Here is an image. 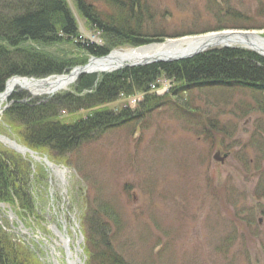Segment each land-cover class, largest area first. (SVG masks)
<instances>
[{
  "label": "rangeland",
  "instance_id": "374dc122",
  "mask_svg": "<svg viewBox=\"0 0 264 264\" xmlns=\"http://www.w3.org/2000/svg\"><path fill=\"white\" fill-rule=\"evenodd\" d=\"M66 2L79 32L71 40L62 34L49 45L64 67L42 75L10 73L3 91L13 76L68 73L114 49L206 33L214 38L225 30H259L264 35V0ZM84 43L107 51L88 50ZM230 44L264 56L256 46ZM226 45L205 42L181 59ZM137 64L86 71L67 88L43 95L16 87V96L10 95L6 104L81 95L86 92L77 90L82 74H94L95 87L105 73ZM231 83H189L179 93L172 90L178 85L175 78L161 74L148 97L143 91L118 92L117 98L94 106L113 115L131 112L80 131L73 147L60 149L53 141L62 132L55 126L41 134L37 129L35 140L44 143L33 146L19 117H8L4 108L0 133L29 149L17 150L0 139V235L34 264H52V253L65 252L58 230L72 246H80L85 264H104L110 260L108 253L122 255L129 264H264V89ZM59 99L49 105L66 123L91 111L69 113ZM33 150L68 172L57 176L52 167L34 159Z\"/></svg>",
  "mask_w": 264,
  "mask_h": 264
},
{
  "label": "trees",
  "instance_id": "16d2710c",
  "mask_svg": "<svg viewBox=\"0 0 264 264\" xmlns=\"http://www.w3.org/2000/svg\"><path fill=\"white\" fill-rule=\"evenodd\" d=\"M71 17L66 0H0V91L3 89L5 78L10 73L42 75L64 67L56 60L59 57L49 45H52L62 34L70 40L72 35L78 34L75 21ZM35 42L41 45L40 48L35 47ZM85 47L97 53L107 51L105 47L95 43L85 44ZM27 57H31V62ZM161 74L175 78L178 85L172 90L179 93L181 90L182 92L188 90L189 83L203 86L217 82L228 85L233 82L231 85L235 83L251 85L263 90L264 56L239 46L215 47L185 59L126 66L105 73L100 76L95 87L92 86L96 76L92 73H84L79 78L77 88L78 91L85 89L86 92L83 94L66 93L64 97L56 96L45 103H39L36 99L16 100L6 108V115L9 117L15 114L19 117L18 122L24 126L27 140L33 146L43 145L44 140H35L43 132L41 130L49 128L53 130L55 126L56 131L62 132L53 141L56 144L55 148L73 147V143L80 139L78 138L80 131H86L88 127L91 130L97 129L102 125L105 126L113 117L119 118L131 112L130 109H124L113 115L108 108L97 109L94 106L113 100L114 96L117 98L118 92L134 94L143 91L148 97L152 84L157 82ZM15 96L14 93L13 97ZM59 97L62 99L60 104L64 105L69 113L77 112L82 108H90L91 111L85 118L83 116L66 123L63 119H59L58 113L52 112L53 107L49 105L52 100H60ZM73 97L77 100L73 101ZM99 116L104 118L100 119ZM37 129L39 134L36 132ZM63 144L64 146L60 147ZM1 163L6 167L8 161L3 160ZM10 184L12 185V181ZM95 227L98 231L97 225ZM2 236L4 237L5 234L0 235V264H34L23 253L18 252L19 250L13 246L8 237ZM107 240L110 247V240ZM108 254L110 260L103 259L106 262L104 264H117L118 259L122 264H129L125 261L123 263L122 255Z\"/></svg>",
  "mask_w": 264,
  "mask_h": 264
},
{
  "label": "bare ground",
  "instance_id": "6f19581e",
  "mask_svg": "<svg viewBox=\"0 0 264 264\" xmlns=\"http://www.w3.org/2000/svg\"><path fill=\"white\" fill-rule=\"evenodd\" d=\"M211 35L212 34L206 33L196 38H190L188 40H186V38H182L179 40L171 39L165 44L156 43L152 46L148 44V46L146 47L141 46L134 49H114L102 57L93 56L89 62L88 69L97 73H102L105 69L120 67L126 63L140 62L147 58H167L169 57V55H181L197 48L200 44H205V42L211 45V41L213 40V38L208 37ZM223 38L224 40L227 39L228 43H251L253 46H256V48L264 53V35L259 30L249 32L225 30L223 32ZM78 71L79 67H73L72 71L68 73L56 74L53 76L36 78L16 75L7 79L5 89L0 93V112H2V110L5 108L9 96L14 94L16 87H21L32 95H43L46 93H51L61 88H67L70 84L74 83L76 81ZM0 139L4 143L12 146L17 150L28 152L29 148L17 141L15 138H11L6 134L0 133ZM32 152L34 159L37 162H43L46 163L47 166L52 167L55 170L57 176L58 174L59 176H63L68 172L67 167L58 166L48 158L43 157L39 153H36V151L34 152L33 150ZM58 233L60 236V242L63 244L65 252L63 253L59 251L58 253H52L54 254L52 264H85L80 253V246H72L70 242L71 240L64 231L58 230ZM60 257H62L61 261Z\"/></svg>",
  "mask_w": 264,
  "mask_h": 264
},
{
  "label": "water",
  "instance_id": "95a60500",
  "mask_svg": "<svg viewBox=\"0 0 264 264\" xmlns=\"http://www.w3.org/2000/svg\"><path fill=\"white\" fill-rule=\"evenodd\" d=\"M213 40L216 42V43H219V42H227V39L224 40L223 38V33H221V35H218V36H215L213 38ZM251 47H254L252 45H250ZM201 48V47H200ZM200 48H198L196 50V52L198 50H200ZM194 53V51L190 52V53H187V54H181V55H176L174 57H172L173 59H177V58H181V56L185 57L186 55H189V54H192ZM172 58H163V57H157V58H153V59H150V58H147V59H144L143 61L141 62H138V64H142V63H148V62H152V61H156V60H169V59H172ZM91 59H89V61L87 63H85L84 65H80V66H77L79 67V71H78V74L80 73H83V72H86V71H91L88 69V65H89V62H90ZM76 67V68H77ZM215 157H218V154L215 155ZM220 158H223V157H220Z\"/></svg>",
  "mask_w": 264,
  "mask_h": 264
}]
</instances>
